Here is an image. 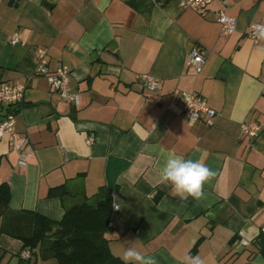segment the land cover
<instances>
[{"label": "crops", "instance_id": "obj_1", "mask_svg": "<svg viewBox=\"0 0 264 264\" xmlns=\"http://www.w3.org/2000/svg\"><path fill=\"white\" fill-rule=\"evenodd\" d=\"M220 10L236 17L231 34L215 20ZM252 22H264V0H213L204 13L179 0H0V82L24 86L15 128L33 149L20 165L0 137L9 207L59 220L79 194L51 196V187L103 190L119 205L107 232L116 256L135 243L157 264H183L189 254L205 264H264V38L253 41ZM194 46L205 53L200 72L186 64ZM37 48L49 71L69 67L77 104L36 72ZM140 73L160 87L144 86ZM180 91L205 98L212 125L188 120ZM7 111L0 104V120ZM249 119L261 125L255 138L240 133ZM169 153L215 173L201 199L182 200L160 181ZM21 246L0 233L3 262L17 261Z\"/></svg>", "mask_w": 264, "mask_h": 264}, {"label": "trees", "instance_id": "obj_2", "mask_svg": "<svg viewBox=\"0 0 264 264\" xmlns=\"http://www.w3.org/2000/svg\"><path fill=\"white\" fill-rule=\"evenodd\" d=\"M48 195L78 198L65 205L61 219L54 220L35 210L11 209L10 186L0 183V233L22 243L15 254L17 261L3 262L0 253V264H32L37 259L52 260L53 264H123L108 245L110 195L103 190L92 196L71 192L65 183L51 187ZM22 250H27L29 257H21Z\"/></svg>", "mask_w": 264, "mask_h": 264}, {"label": "built area", "instance_id": "obj_3", "mask_svg": "<svg viewBox=\"0 0 264 264\" xmlns=\"http://www.w3.org/2000/svg\"><path fill=\"white\" fill-rule=\"evenodd\" d=\"M213 0H179L181 8H188L194 11L204 13L209 4ZM216 22L221 25L224 34H231L236 29V17L226 14L223 11H218L215 17ZM248 34L254 42H259L264 38V22H252L249 25ZM18 41V35L13 33L10 38L12 44ZM36 56V72L38 74L46 75L49 84L59 96L67 102L77 104L79 102V94L69 91V75L70 69L68 66L58 63L54 70L49 71L46 51L43 48L35 50ZM205 61V53L203 49L194 46L190 50L186 64L192 67L195 72H200ZM137 79L147 88L156 89L161 85L159 78L149 74L140 73ZM24 86L20 83L14 82H0V104L7 105L8 111L5 117L0 120V137L6 136L10 147L17 153V162L20 165L27 164L29 157L32 155V145L28 138L22 132L15 128V116L17 114L15 105L19 104L23 97ZM262 94H264V86H262ZM177 98L184 105V113L190 122L203 119L206 125H212L216 112L206 102L205 98L193 91H180ZM261 130V125L253 120H245L240 124V133L249 138L258 136ZM93 136L87 138V142L93 141ZM112 197V196H111ZM119 208L118 203L111 204V217L108 226L113 225L112 216ZM264 231V227L261 228ZM21 257H29L27 250L21 251Z\"/></svg>", "mask_w": 264, "mask_h": 264}, {"label": "clouds", "instance_id": "obj_4", "mask_svg": "<svg viewBox=\"0 0 264 264\" xmlns=\"http://www.w3.org/2000/svg\"><path fill=\"white\" fill-rule=\"evenodd\" d=\"M214 175L215 173L200 160L185 159L175 153L167 155L160 169V181L170 184L172 194L182 200L188 197L201 199L204 196L205 183ZM119 258L123 264H157L155 257L142 253L135 243L126 247ZM183 264H205V260L199 255L189 254L184 258Z\"/></svg>", "mask_w": 264, "mask_h": 264}]
</instances>
